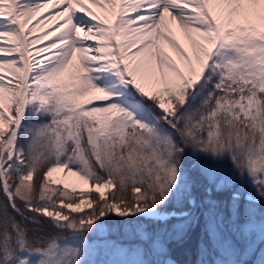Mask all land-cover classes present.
Masks as SVG:
<instances>
[{"label":"snow or ice","instance_id":"1","mask_svg":"<svg viewBox=\"0 0 264 264\" xmlns=\"http://www.w3.org/2000/svg\"><path fill=\"white\" fill-rule=\"evenodd\" d=\"M175 248L264 264V0H0V264Z\"/></svg>","mask_w":264,"mask_h":264},{"label":"trees","instance_id":"2","mask_svg":"<svg viewBox=\"0 0 264 264\" xmlns=\"http://www.w3.org/2000/svg\"><path fill=\"white\" fill-rule=\"evenodd\" d=\"M173 256L180 263H187L189 260L195 259L194 255L190 254V250L188 248H175L173 250Z\"/></svg>","mask_w":264,"mask_h":264},{"label":"bare ground","instance_id":"3","mask_svg":"<svg viewBox=\"0 0 264 264\" xmlns=\"http://www.w3.org/2000/svg\"><path fill=\"white\" fill-rule=\"evenodd\" d=\"M52 27H54V25ZM45 30L47 31V30H51V29H45Z\"/></svg>","mask_w":264,"mask_h":264},{"label":"rangeland","instance_id":"4","mask_svg":"<svg viewBox=\"0 0 264 264\" xmlns=\"http://www.w3.org/2000/svg\"><path fill=\"white\" fill-rule=\"evenodd\" d=\"M113 238H115V237H113ZM184 264H187V263H184Z\"/></svg>","mask_w":264,"mask_h":264}]
</instances>
